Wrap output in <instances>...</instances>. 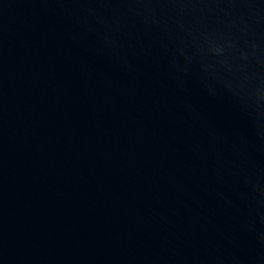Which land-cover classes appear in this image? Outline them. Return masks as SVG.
<instances>
[{
    "label": "water",
    "instance_id": "95a60500",
    "mask_svg": "<svg viewBox=\"0 0 264 264\" xmlns=\"http://www.w3.org/2000/svg\"><path fill=\"white\" fill-rule=\"evenodd\" d=\"M0 264H264V0H0Z\"/></svg>",
    "mask_w": 264,
    "mask_h": 264
}]
</instances>
